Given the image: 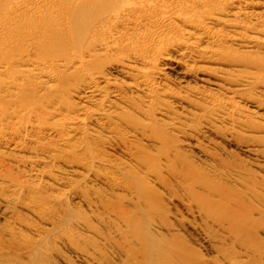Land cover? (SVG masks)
I'll return each instance as SVG.
<instances>
[{
    "label": "bare ground",
    "instance_id": "obj_1",
    "mask_svg": "<svg viewBox=\"0 0 264 264\" xmlns=\"http://www.w3.org/2000/svg\"><path fill=\"white\" fill-rule=\"evenodd\" d=\"M259 1L262 0H22L17 7L18 12L29 21L26 28L43 30L39 32L41 42H37L38 47L52 54L60 44L69 53L72 52L69 55L70 62L60 65L65 70L73 69L76 73H82V76L78 83L70 86L68 96L79 95L78 98L88 101L102 98L105 88L112 85L107 80V70L129 78L126 84L128 92L145 96L143 101L135 104L126 97L123 92L126 90L119 87L106 94L111 100L120 102V105L111 101L105 106L101 101L98 111L94 107L96 111H87L86 117L81 115L82 118L76 114L70 122L72 125L82 124L93 116H99L105 124L118 120L126 125L132 135L141 133L147 140L157 144L161 153L148 156L147 159L156 169L149 171V174L167 192L168 201H179L188 213L212 231L213 237L208 239L209 246L217 249L214 244L220 245L216 254L221 257L223 264H264V175L263 178L259 176L262 179L259 181L255 172L239 163L242 161L229 162L216 156L212 158L213 163L204 167L196 165L182 154L184 152L181 153L177 146L180 142L177 143L168 130L181 134V137L188 132L187 137L191 140L216 135L220 141H226V134L218 137L221 133L213 126L214 121L233 122L237 110L233 101L241 97L244 90L242 83L248 79L245 76L252 75L248 72V66L258 63L249 56L254 48L264 47V21L260 20L263 17L254 18L255 22L250 23V26L238 22L241 21L238 17L245 11L241 12L242 8L256 6L253 4ZM226 29L232 30L233 35L227 33ZM239 48L249 50L244 53ZM170 52L172 56H169ZM113 56L115 59L109 58ZM101 58L111 62L98 64ZM159 63L168 66L166 68L170 72H179L182 79H198L200 72L212 74L215 78L212 77L214 80L211 83L210 80H199L206 85L210 83L216 89L228 91L232 96L230 102L196 87L187 86L183 93L164 89V85L160 87L155 81L164 78L165 74L158 71ZM197 64H201V68ZM95 65L94 72H86ZM234 77L238 81H233ZM103 80L105 88L101 86ZM172 104H176L181 112H174ZM134 114L142 116L144 120L135 119ZM156 115L164 118L163 121L160 119L163 125L154 119ZM232 131V128L228 129L229 134ZM148 132L151 135H147ZM243 148V152L249 155L259 154L256 151L258 148ZM71 149V153H74L78 147ZM51 155L38 157L37 162L31 163L53 164L55 175L41 172L39 177L50 178L57 186L66 185V171L63 172L56 165L64 162L60 156ZM162 160L170 173L169 178L164 177L162 170H159ZM81 165L87 167L89 173L98 170V167H107L103 161H97L91 155L85 156ZM112 168L117 169L114 166ZM113 169H106L102 171L106 174L99 175L107 183L113 181L111 183L115 184V179L119 180L123 175L118 178ZM35 171L32 166L26 173L37 176ZM129 177L132 182L124 190L128 188L132 198L128 200L122 195L120 202L103 206L100 209L103 214L106 213V217H102L103 214L102 218L96 215L95 221L87 217L86 213H76L69 208L59 212L63 204L54 206L38 194L32 196L33 187L28 185L19 189L22 199L1 195L0 213L3 216L17 217L16 209L20 206L21 210L38 219L41 225L25 218H16L11 223L12 229L5 234L7 240L4 238L5 241H0V264H65L68 261L67 254H63L60 247L70 249L81 263L105 264V260L108 264L105 250L111 246H115L123 257H134V261H131L134 264H203V260L180 239V228L185 223L181 219L175 224L169 220L171 214L164 203L165 195L156 194V190L147 187L140 179L137 184L135 176L126 178ZM70 186L73 189V185ZM63 201L62 197L56 199L57 203ZM125 202H128V206ZM98 205L89 203L87 206L97 210L101 206ZM117 239H121L122 244H118Z\"/></svg>",
    "mask_w": 264,
    "mask_h": 264
},
{
    "label": "rangeland",
    "instance_id": "obj_2",
    "mask_svg": "<svg viewBox=\"0 0 264 264\" xmlns=\"http://www.w3.org/2000/svg\"><path fill=\"white\" fill-rule=\"evenodd\" d=\"M21 1L22 0H0V196H11L22 199L23 197L19 195V192L21 193V190L19 189L24 185H28L33 187L32 190L34 192L32 196L38 194L37 196L43 197L44 200L46 199V202H49V204L53 203L51 205L63 204L62 207L59 208V212H61L62 209L69 208L76 213H82L84 215L86 213L87 217L95 221L96 215L99 218L106 217V213L104 212L103 214V210H101L103 206L106 207L111 205L110 202L112 204L120 202V196L122 195L127 197L128 200L132 198L133 195L130 196L131 192L128 188L127 190H124V188L129 186L132 182L130 177H126L132 175V177L135 176L137 184L139 183L138 179H140L147 187H152L151 189L154 191L156 190V194L163 193L165 195V202H163L166 203L167 208L170 211L171 215L169 220L175 224L177 220L181 219L180 221L185 223L184 227L180 228L179 235L180 239L185 241L189 250L199 256L203 260V264H220L222 261L221 257L216 254L220 245L216 244L215 246L214 244V247H218L217 249L209 246L208 239L209 237H213V234L211 233L212 231H209L199 219L188 213L179 201L171 200L170 196L169 199L171 201H168V196H166L167 192L160 188V186L156 184L157 182L155 178L149 174V171L156 169L152 162L147 159L149 158L148 156H158L161 153L157 144H153L151 141L147 140L141 133H138V135H132L128 128H126V125L118 120H114L111 124H105L99 116H93L94 118H88L89 121H86L85 123H73L76 127L70 122V119L72 117L75 118L76 114L80 117L81 115L82 117H86L87 111H92V109L93 111H98L102 102L105 106H108L107 104L111 101L120 105V102L111 100L112 98H109L110 96H107L108 94H106L107 92L112 93L119 87H123L122 89L126 90L123 91L125 92L126 97L128 100L130 99L135 102V104L143 101L145 96H143V94H136L135 92H128L126 84H128L129 78L127 79V77L123 75H117V73L110 70H107L105 73L108 74L107 77L109 78H106L111 81L110 84L113 86L110 85L109 87H106L105 80H103L104 84L102 83L101 86L108 89L105 88V94H102V98H95V100L90 99L88 101L81 99V97L78 98L79 95L71 94V96H68L70 95L69 88L78 83L82 76V73H76L73 69L65 70L61 66L64 62H70L69 55L72 52L69 53L65 47L59 46L60 44H58V49L52 54L48 53L47 50L38 47L39 43L37 42H41L39 32L41 33L43 30L38 28H26L25 25L29 21H26L27 19H25L17 10ZM259 3L257 2L253 4L256 5L253 7L250 5L251 8L250 6L247 9L242 8L241 12L242 10L245 11H243L242 16L238 17L241 20L238 22H243V24L246 23L245 25L249 24L250 26V23L255 22L254 18L257 19L259 17L258 19H260V17H263L260 20L264 21V1H259ZM234 19L235 18H233V20ZM226 32L233 35V31L230 29H226ZM233 47L238 49L235 46ZM239 50L240 52L247 53V50L249 49L239 48ZM172 55L173 53L170 52L169 56ZM250 55L249 58H254L258 63L255 66H248V72H251L252 75H247L248 77L245 76L248 79L244 80L246 83H242V85L244 84V90L241 93V97L233 101L237 106L233 120L234 123H219V121H214V123L212 121L216 131H220L219 133H221H218V137L226 134V141H220L216 135H206L204 136L205 138L200 137L191 140L187 137L189 134L188 132H186V135H183V137H181V134H177L174 131L171 132L168 130V132H170V134L172 133L173 136H171L173 139H176L175 141H177V143L178 141L180 142L177 146L179 145L178 149L181 153L184 152L182 154L195 162L196 165L204 167L206 164L213 163L212 158H215V156L220 157L221 159H227L229 162L242 161L239 163L255 172L257 178L261 181L262 179H260V177L263 178L264 175V47L258 46L254 48L253 53ZM109 58L115 59L114 56ZM105 62H111V60L101 58L98 64ZM93 66L89 67L86 72H94L96 65L95 67ZM197 66H200L199 68H201V64H197ZM166 67L168 66L161 63L157 65L159 72L168 75L166 77L164 75V78H157L156 81L154 80L156 84L159 83V85H161L160 87L164 85L162 88H170L169 90L173 92L175 91L176 93H183L187 86L192 88L196 87L230 102L229 99H231L232 96L228 91L219 90L210 85L215 78L212 74L210 76V73L208 74L207 72H204L205 74H202L200 72L199 74H201V76L199 75L198 79L192 80L190 77L182 79V76L179 77L178 75L179 72H170ZM235 78L236 77L232 78V80L234 79L233 81H238V78ZM199 79L201 81L202 79L207 81L210 80V83L209 85H206ZM185 80L188 83L186 82L185 84ZM106 100H108V102ZM69 103H73V105L76 104L77 106L74 105L71 107V105L69 106ZM172 103H174V101ZM172 105L174 112H181L176 104ZM76 107L78 110L75 109ZM133 117L140 121L144 120L141 119L143 117L138 114H134ZM155 117L154 119L157 123L160 122L161 124H158L163 125L162 121L164 118H159L158 115ZM160 119H162V121ZM67 122L70 123L67 124ZM231 128L233 131L229 134L228 129ZM108 133L112 134L109 135ZM147 135H151V133L149 134L148 132ZM10 145L12 147H10ZM81 146H83V149L79 148ZM246 146L255 147L254 150L258 148L256 150L259 153L258 156L249 155L243 152V147ZM75 147H78L74 152L75 154L71 153V148ZM46 155L48 157H50V155L57 157L60 156L59 158L66 163L64 164L61 162L60 164H56L57 167L60 166L61 169H63V172L66 171L65 177L68 179L67 183H65L66 185L57 186L52 183L50 178L46 179L44 177H39L41 172H48L53 175L56 174L53 169V164L51 163L45 165L32 164L39 160L38 157H47ZM87 155L93 156L97 161H103L104 165H107V167H98V170H94L95 172H90L91 175L87 167L81 165L83 164L84 157ZM22 157H25V160ZM162 158L164 157L162 156ZM32 166L35 167V173H38L37 176H31L26 173ZM113 166L114 168L117 167V169L119 166V169L115 170L112 168ZM106 169H113L114 172H117L116 176L118 175V178L123 175L121 179H115L116 181L118 180V184L116 181L115 184L111 183L113 181L107 183V181L99 175L106 174L102 172ZM120 170L123 172L122 174ZM159 170H162V175L164 177L169 178L170 173L164 164V160H162ZM70 171H73L74 173H71ZM94 173H98L97 177ZM125 174L128 175L125 177ZM95 179L101 181H96ZM125 180L127 181L124 182ZM89 182H91V184ZM125 183H127V185ZM70 184L73 185V189H71ZM119 184L122 188L119 187ZM114 185H116L119 190L116 186L117 189H115ZM111 187H113V189ZM59 197L63 198L64 201L62 203L56 202V199ZM23 201L25 202L26 200ZM89 203L94 205L99 204L101 206L98 205L99 207H97V211L92 207L89 208L87 206ZM127 203L128 202H125L124 204L128 206ZM19 207L20 206L16 209L17 217L15 218L3 216L0 213V241H5L4 238L7 240L8 237H6L5 234L7 235V231L12 229L13 225L11 223H13L16 218H25L30 222L41 225L38 219L34 218L24 210H21ZM117 242L118 244H122L121 239H117ZM111 247L112 248L106 247L105 250L106 259L109 260L107 262L108 264H134L132 263L134 257H123L119 254L118 250L116 251L115 246ZM60 249L62 252L64 251L63 254H67L66 257L68 261L66 260L65 264L70 261V264H84L74 257L70 249L65 250L62 247H60ZM216 256L218 258H216ZM103 262L106 264L105 260H103ZM221 263L223 264V262Z\"/></svg>",
    "mask_w": 264,
    "mask_h": 264
}]
</instances>
